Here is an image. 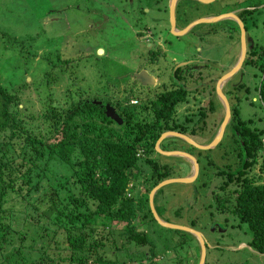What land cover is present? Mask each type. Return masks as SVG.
I'll return each mask as SVG.
<instances>
[{
	"label": "trees",
	"instance_id": "obj_1",
	"mask_svg": "<svg viewBox=\"0 0 264 264\" xmlns=\"http://www.w3.org/2000/svg\"><path fill=\"white\" fill-rule=\"evenodd\" d=\"M244 2L243 7L249 8L237 14L246 34V23L254 26L251 12L256 8L251 6L260 2ZM182 11L179 18L186 20ZM146 29L143 25L140 34ZM256 60L262 78L254 90L264 110V47L251 39L243 61L247 65ZM180 69H175V77ZM119 83L114 86L121 87ZM85 91L69 94L65 89L62 100L45 99L0 83V264H125L126 260L145 264L155 258V244L138 225H150L152 232L153 222L163 230L159 236L164 249L168 248L163 253L169 252L172 262L198 264L197 238L188 230L160 225L150 207L149 193L164 179L187 175L173 176L170 165L159 161L155 146L165 131L189 133L187 136L197 132L203 108L189 112L187 106L178 115L180 103L188 102L189 94L182 88L159 89L149 100L138 99L132 86L115 100L109 99L112 93L98 100L96 93L90 97ZM105 101L123 118L122 124L106 114ZM230 110V119L214 147L200 149L186 143L198 152L197 157H203L201 166L197 159L194 185L209 186L210 201L203 199L204 205L225 213L226 218L231 216L232 225L244 227L249 234L246 245L264 255V128L255 126L250 118L241 119L238 104H231ZM164 139L159 147L169 150ZM189 146L171 150L192 154L186 149ZM212 148L216 149L213 155ZM217 151L220 162L215 160ZM166 185L152 197L157 215L168 223L202 232V224L213 216V210L208 211V218L193 216L190 223L171 221L166 216L169 205L162 202ZM174 214L182 216L180 209ZM114 223L125 226L116 230ZM208 244L206 241L203 264H208ZM131 246L136 247V263ZM138 246L147 248L143 251Z\"/></svg>",
	"mask_w": 264,
	"mask_h": 264
},
{
	"label": "rangeland",
	"instance_id": "obj_2",
	"mask_svg": "<svg viewBox=\"0 0 264 264\" xmlns=\"http://www.w3.org/2000/svg\"><path fill=\"white\" fill-rule=\"evenodd\" d=\"M244 1L213 0L204 3L200 0H182L187 18L183 22L180 20L183 9L178 6L176 26L183 27L196 16H200V19L212 14L220 16L233 9L235 13L248 9V6L243 7ZM259 2L257 6H251V9L256 8L251 12L254 26L246 23L247 54L251 39L261 48L264 47V0ZM168 6L169 0H133L132 3L131 0H0V32H4L0 33V83L12 91L39 94L45 99L52 96L56 100L57 97L62 100L65 89L69 94L86 90L90 97L96 93L98 100H104L112 93L109 99L115 100L127 93L124 91L126 87L133 86L138 99L149 100L159 89L182 88L190 98L188 95V102L180 103L178 115L189 109L187 106L190 107L189 112H196L198 106L203 108V121L197 126V132L189 136L194 143L207 145L216 135L224 117V105L216 84L229 68L236 66L240 58V29L235 18L229 15L231 20L200 22L177 35L171 29ZM143 25L147 27L145 33L151 32L152 37L140 34ZM148 41L151 45H148ZM150 50H153V55ZM191 57L195 60L201 57L204 65L200 70L187 73L183 69L185 65L181 63L191 60ZM152 58H157V66L155 60L151 63ZM222 61L225 64L221 67ZM245 61L240 67L237 66L236 72H232L223 92L230 105L238 104L241 119L250 118L255 126L264 128V110L254 90L262 78L254 65L259 62L256 60L245 65ZM177 64H181L179 67L182 69L175 77ZM140 68H146L156 82L148 85L134 83L131 78ZM205 69H213L215 76L211 73L203 80ZM197 72H201V76H196ZM118 82L121 87L114 86ZM239 82L243 83L242 88L236 86ZM244 88L249 91H244ZM188 89L193 92L190 93ZM202 124L204 126L200 130ZM163 141L168 144L169 150L189 146L186 144L189 142L180 137ZM186 149L193 152L191 155L195 159L199 158L201 166L203 157H197L198 152L192 150V146ZM214 152L216 149L212 150L211 155ZM157 156L159 161L170 165L173 176L191 174L192 160L185 154L166 155L159 151ZM215 160L221 161L218 151ZM186 164L190 170H187ZM197 177L198 173L187 183L174 181L164 187L162 202L169 205L166 216L171 221L190 223L193 216L197 220L205 216L208 218V211L211 213L213 210L205 206L206 200H203L208 198L206 191L209 192V186H195ZM179 209L181 217L174 214ZM213 213L202 224L203 238L210 245L208 264H264V255L255 253L246 245L250 236L244 227L232 225L231 216L227 215L226 218L225 213L215 210ZM112 225L116 230L125 226L124 223ZM138 227L146 229L155 244L156 257L145 264H175L169 252L163 253L168 248L163 247L164 241L159 236L163 232L160 226L153 222L152 232L150 225ZM146 248L138 246L139 250L145 251ZM135 250L136 247L131 246L132 260ZM125 264H129V261L126 260Z\"/></svg>",
	"mask_w": 264,
	"mask_h": 264
},
{
	"label": "water",
	"instance_id": "obj_3",
	"mask_svg": "<svg viewBox=\"0 0 264 264\" xmlns=\"http://www.w3.org/2000/svg\"><path fill=\"white\" fill-rule=\"evenodd\" d=\"M200 1L206 3V2L213 1V0H200ZM169 10H170L169 14L171 16L170 17L171 29L174 28V30H172V31L175 34H183V33L187 32L189 30V28L192 26V24H196V23H200V22H212L214 20H220V18H223V16H229V15L235 16V20H236V22L239 26V29H240L239 31H240V41H241V55H240V58L236 64V66H234L230 71H228L224 75H222L221 78L225 79L226 77L230 76V74H232L233 71H236V68L240 67V65L243 61V58L245 56V52H246L245 28H244L242 20L238 16H236L234 14V12L230 11V12L224 13L223 15H220V16H208V17L200 18V19H197L196 21H193L192 23H190L189 25H187L184 28L176 29L175 19H174V0H171V4L169 5ZM99 51H102V50L99 49ZM133 76L138 80L139 84H141V85L153 83V79H152L151 75H149L146 72V70H144V69H141L140 71L136 72ZM220 95L223 98V105H224V111H225L224 117L220 123L219 129H218L216 135L214 136V138L212 139V141L210 143H208L207 145H199L197 143H194L189 136H187L183 133H180L177 131H165L160 135L159 139L156 142V146H155L156 149L159 150L160 152H162L163 154H176V155L185 154L186 156H188L189 158H191L194 161L193 171H192V174H190L189 176L177 177V178H168V179H164L161 182H159L149 193V203H150V207L152 209L153 215L160 225L172 227V228L185 229V230H188L189 232H192L194 234V236L197 238V240L199 242V246H200V257H199L198 264H203L204 256H205V240L203 238L202 233L200 231H197V230L189 228V227L179 226V225H175V224L168 223V222L164 221L163 219H161L157 215V213L154 211V209L152 207L153 194L159 187H161V186H163L169 182L178 181V182L187 183L190 180H193L198 173V163H197L196 159L194 158V156H192L188 152L179 151V150H173V151L167 150L166 151V150L160 149L159 148V142L167 136H177L180 138H184L186 141L191 143L193 146L200 148V149H206V148L214 147L219 142V140L221 139L224 128H225L227 122L229 121L230 114H231L229 103L227 102L226 98H224V94L220 93ZM102 104L105 106L106 114H108L115 123H117L119 125L122 124L123 118L116 113L113 106L107 102H104Z\"/></svg>",
	"mask_w": 264,
	"mask_h": 264
},
{
	"label": "crops",
	"instance_id": "obj_4",
	"mask_svg": "<svg viewBox=\"0 0 264 264\" xmlns=\"http://www.w3.org/2000/svg\"><path fill=\"white\" fill-rule=\"evenodd\" d=\"M179 1L181 2V0H174V19H175V26H176V23H177V16H176V12H177V6L178 5H180L179 4ZM205 3V2H204ZM171 4V0H169V5ZM182 4V3H181ZM168 8H169V6H168ZM188 8V7H187ZM234 12V11H233ZM238 12V11H237ZM235 13V12H234ZM219 14V13H218ZM212 15H214V14H212ZM212 15H209V16H212ZM171 16H170V14H169V18H170ZM183 17V16H182ZM181 17V21H185V20H183V18ZM200 16H196V17H194V18H190V20L188 21V22H186V24L183 26V27H178L179 29L180 28H184V27H186L187 25H189L190 23H192L193 21H196L198 18H199ZM204 17H208V16H202V18H204ZM232 17H234L235 18V16H233L232 15ZM184 18H187L186 17V15L184 16ZM222 19H223V21L224 20H227V19H229L230 20V17H228V16H223V18H220V21H222ZM217 21V20H216ZM197 24V23H196ZM196 24H192V26L189 28V30L190 29H192ZM176 28H177V26H176ZM174 29V28H173ZM172 29V30H173ZM177 35H179V34H177ZM181 35V34H180ZM245 42H246V37H245ZM198 58H201V57H198ZM191 60H189V61H184V62H182L181 64L182 65H185L184 67H183V69H186L187 67H189V65L191 66V64L193 63L194 64V62L197 60H195V58L194 57H191L190 58ZM189 63H191V64H189ZM198 63H199V65H198ZM217 63H219V62H217ZM216 63V64H217ZM181 64H177V68L181 65ZM224 64H225V62L224 61H222L221 62V67L222 66H224ZM194 65H196L195 66V68H193V69H191L190 70V72H192V71H196V70H200L201 69V67H202V65H204V63L203 62H201V60H199V62H195V64ZM232 68H229L226 72H228V71H230ZM145 70V69H144ZM146 72H148V71H146ZM189 72V73H190ZM236 72V71H235ZM149 73V72H148ZM203 73V72H202ZM204 73H205V76L207 77V76H209L211 73H213L214 75L213 76H215V73H214V70H208V69H205V71H204ZM196 75H198V76H200L201 75V72H197L196 73ZM233 75V73L232 74H230V76H228V77H226L225 78V80L222 82V83H220V84H216V88H217V91H218V94H219V96H220V98H221V100H222V104H223V98L221 97V95H220V93H223L224 94V92H223V87L228 83V81H229V79H230V77ZM220 79V78H219ZM154 82H156V79L154 78ZM137 84V83H136ZM137 85H139V84H137ZM133 87V86H132ZM194 88L196 87V86H193ZM134 88V87H133ZM190 89V88H189ZM188 89V91H190V93H192L193 92V90H189ZM214 89V88H213ZM189 98H190V95H189ZM189 98H188V100H189ZM224 98H226V100H227V97H226V95H224ZM211 102H213L212 100H211Z\"/></svg>",
	"mask_w": 264,
	"mask_h": 264
},
{
	"label": "flooded vegetation",
	"instance_id": "obj_5",
	"mask_svg": "<svg viewBox=\"0 0 264 264\" xmlns=\"http://www.w3.org/2000/svg\"><path fill=\"white\" fill-rule=\"evenodd\" d=\"M169 9V8H168ZM147 10V9H146ZM234 10V9H233ZM233 10H232V12H233ZM229 12V11H228ZM235 15L236 16H238V14H237V12L235 13ZM239 17V16H238ZM240 18V17H239ZM230 20H231V18H230ZM146 36L147 38L148 37H152V34H151V32H149L148 34H143V36ZM144 39H145V37H144ZM163 41V40H162ZM149 42V41H148ZM148 45H151V43L149 42L148 43ZM150 53H151V55H152V53H153V50H150ZM245 57V56H244ZM244 59V58H243ZM155 60V62H154V64H155V66H157V64H158V62H157V58H152V62L151 63H153V61ZM197 60H201V58H197ZM244 61H242V63H243ZM242 63H241V65H242ZM195 66L196 65H194L193 63L191 64V66H189V67H187L186 69H185V71H187V73H189L190 72V70L191 69H193V68H195ZM140 69H142V68H140ZM145 70H146V68H144ZM211 70V69H210ZM213 70V69H212ZM147 71V70H146ZM137 72V71H136ZM148 73V72H147ZM150 74V73H149ZM196 76H198V75H196ZM132 78H133V80H135V82L137 83V84H139V82H138V80L134 77V76H132ZM194 79V78H193ZM214 88V87H213ZM229 106H230V104H229ZM231 111V110H230Z\"/></svg>",
	"mask_w": 264,
	"mask_h": 264
},
{
	"label": "clouds",
	"instance_id": "obj_6",
	"mask_svg": "<svg viewBox=\"0 0 264 264\" xmlns=\"http://www.w3.org/2000/svg\"><path fill=\"white\" fill-rule=\"evenodd\" d=\"M235 14V13H234ZM235 20V19H234ZM236 21V20H235ZM176 27V26H175ZM176 29H178V27L176 28ZM174 30V29H173ZM180 35V34H179ZM241 66V65H240ZM138 72V71H137ZM149 74V73H148ZM150 75V74H149ZM201 76V75H200ZM151 77H152V79H153V83H151V84H154L155 82H154V77L151 75ZM206 78V76L204 75V77H203V80ZM225 79H222L221 77H220V79L218 80V84H220V83H222L223 81H224ZM146 85H148V84H146ZM224 95H225V93H224ZM223 105V104H222ZM228 123V122H227ZM225 129V128H224ZM217 133V132H216ZM184 134V133H183ZM214 138V137H213ZM212 141V140H211ZM160 143V142H159ZM210 143V142H209ZM160 148V147H159ZM161 149V148H160ZM157 150V149H156ZM163 150V149H162ZM159 151V150H158ZM167 151V150H166ZM168 151H173V150H168ZM179 151H181V150H179ZM185 152V151H184ZM191 154V153H190ZM166 155H176V154H166ZM185 158H187L186 160L187 161H189V163H191V161H190V159L188 158V157H185ZM192 160V159H191ZM196 161H197V159H196ZM198 163V162H197ZM194 164V161L192 160V165ZM194 167V166H193ZM198 169H199V167H198ZM192 171H193V168H192ZM192 171H191V174H192ZM190 175V174H189ZM188 175V176H189ZM183 177H185V176H183ZM168 184V183H167ZM165 221V220H164ZM201 232V231H200ZM202 233V232H201ZM203 235V234H202ZM204 240H205V243H206V239L204 238ZM155 257H156V253H155Z\"/></svg>",
	"mask_w": 264,
	"mask_h": 264
}]
</instances>
